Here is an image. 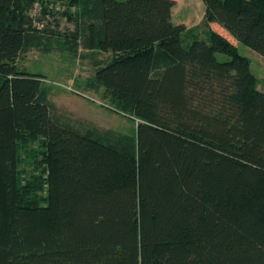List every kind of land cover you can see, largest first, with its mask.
I'll return each mask as SVG.
<instances>
[{"label": "trees", "instance_id": "obj_1", "mask_svg": "<svg viewBox=\"0 0 264 264\" xmlns=\"http://www.w3.org/2000/svg\"><path fill=\"white\" fill-rule=\"evenodd\" d=\"M203 1L205 36L176 0H0V264H264V90L235 42L264 56V0ZM32 49L88 59L135 132L58 112Z\"/></svg>", "mask_w": 264, "mask_h": 264}, {"label": "rangeland", "instance_id": "obj_2", "mask_svg": "<svg viewBox=\"0 0 264 264\" xmlns=\"http://www.w3.org/2000/svg\"><path fill=\"white\" fill-rule=\"evenodd\" d=\"M62 25L72 26V23L63 19ZM201 29L203 31L204 26L197 28L198 31ZM235 42L238 50L249 57L251 69L259 79L258 88L264 90V56L236 38ZM217 55L222 60L230 58L222 52ZM19 62L27 69L40 71L45 75L48 96L57 104L58 112L66 113L75 119L91 121L99 127H113L127 133L135 132L136 124L132 119L110 108L97 92L84 89L85 78L94 72V67L88 59L72 58L60 51L43 53L32 49Z\"/></svg>", "mask_w": 264, "mask_h": 264}, {"label": "crops", "instance_id": "obj_3", "mask_svg": "<svg viewBox=\"0 0 264 264\" xmlns=\"http://www.w3.org/2000/svg\"><path fill=\"white\" fill-rule=\"evenodd\" d=\"M205 15V3L203 0H176L172 7V20L175 23H184L187 27L202 25ZM203 26V25H202ZM212 29L218 30L216 23L211 22ZM201 36H205L206 29L200 31Z\"/></svg>", "mask_w": 264, "mask_h": 264}]
</instances>
